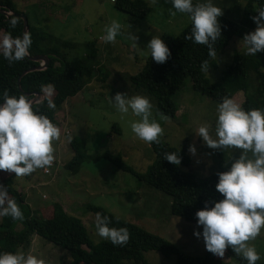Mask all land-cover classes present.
<instances>
[{"label":"rangeland","instance_id":"374dc122","mask_svg":"<svg viewBox=\"0 0 264 264\" xmlns=\"http://www.w3.org/2000/svg\"><path fill=\"white\" fill-rule=\"evenodd\" d=\"M151 11L144 18H135L116 8L113 0H15L18 8L27 11L37 24L55 35L56 38L75 43L69 57H81L86 51V43L95 42L97 68L93 80L84 86L76 96L65 101L55 119L60 128L61 138L53 141L54 161L50 172L45 174L37 169L34 173L15 177L14 186L23 191L25 202L38 215H51L52 202L58 201L70 215L80 217L89 236L95 242L103 240L96 234L95 212L87 204L101 206L116 216L134 223L143 229L170 240L183 253L202 255L204 243L197 239L193 231H201L194 223L188 222L170 212L171 197L139 181L133 174L118 169L115 165L97 156L106 152L120 154L124 162L137 172H144L153 161L154 154L149 144L137 139L131 132L128 121L137 119L129 115L124 120L111 106L109 98L117 92L129 97L142 95L152 104L153 118L161 124L164 132L160 137L178 148H185L191 163L183 170L200 178L210 175L220 162L230 164L239 156V149L213 150L195 135L201 122L210 125L214 135L216 106L218 102L202 96L191 85L187 77L182 88L175 94L178 105L175 118L161 115L155 110L154 100L142 89H136L130 76L137 73L146 60L142 54L144 46L152 35L164 33L178 34L189 23L186 15L169 14V7L160 0L152 5L145 0ZM196 2V0H194ZM247 0H213L221 7L224 16L238 19L242 16V6ZM116 19L122 25V35L115 42L105 43L101 39L104 27ZM128 32L136 36L133 42ZM243 41L234 37L217 54L215 70L208 71V78L218 81L223 70L237 52H245ZM103 78V79H102ZM244 93L238 91L232 99L242 104ZM70 137V140L68 139ZM76 137L84 142L86 157L76 174L65 168L66 162L75 154L71 141ZM196 148L195 155L189 146ZM249 243L254 244L264 261V229ZM42 257L47 264H67L64 252L50 243H44L37 235L29 250ZM151 264H174L175 256L165 257L162 253L149 250L144 253ZM226 260L237 264L231 256ZM119 264H143L130 255H122Z\"/></svg>","mask_w":264,"mask_h":264},{"label":"trees","instance_id":"16d2710c","mask_svg":"<svg viewBox=\"0 0 264 264\" xmlns=\"http://www.w3.org/2000/svg\"><path fill=\"white\" fill-rule=\"evenodd\" d=\"M170 9L168 0H160ZM117 9L128 13L135 18H144L151 11L145 0H113ZM195 3V1H194ZM2 9L16 14L25 13L28 19V33L31 34L32 45L29 56L37 54L47 55L48 66L44 69L25 73L18 77L24 70L39 65L28 56L18 62L9 63L0 56V91L7 89L10 95L24 94L32 99L34 94L41 92L45 84L55 86L51 99L55 109H49L46 102L38 101L34 104L39 112L45 114L54 124L56 113L62 109L65 101L83 90L96 74L97 58L95 42L86 43V51L81 57H69V51L76 44L58 39L52 33L41 28L36 21L31 20L30 14L18 8L15 0H0ZM264 6V0H247L242 6V16L232 19L222 15L219 17L221 25V38L215 45L217 54L234 38L242 39L243 35L254 30L255 24L251 17L256 15L259 7ZM15 18L16 26L13 28L9 20ZM23 20L19 16L5 15L0 12V33H11L13 37L22 36ZM190 22L178 34L164 32L161 39L168 46L171 55L163 64L155 63L149 56L146 57L143 67L130 81L136 89H142L153 100L155 110L161 115L175 118L178 105L173 99L182 88L187 77L191 79L192 88L202 96L219 102L222 97L232 96L238 91L244 93L241 104L245 110L252 108L264 109V52L256 56L237 52L232 61L226 65L221 78L212 81L206 72L201 71V63L207 61L210 70L217 68L216 58L209 57L208 49L192 40L185 39L190 33ZM103 79V78H102ZM75 154L66 162L65 168L71 174H76L86 157L84 142L74 137L71 141ZM154 154L153 161L144 172H137L132 166L126 164L120 154L106 152L104 160L115 165L118 169L130 172L139 181L152 188L162 191L171 197L170 212L188 222L196 224L195 212L204 206L205 201L219 200L222 198L215 191L217 182L216 173L226 171V162H220L210 175L200 178L190 171L183 170L191 163V158L185 148L170 145L160 138L159 144H150ZM179 152L181 163L174 166L163 159L165 152ZM15 174L0 171V184L8 188L10 198H14L22 213V221H14L11 217H4L0 221V251L16 252L22 249L29 250L34 235L44 243H50L64 252L63 257L68 258L67 264H119L122 255H130L143 264L149 263L144 253L155 250L169 258L175 256L174 264H232L226 260L231 256L237 264H247L246 261L236 256L231 249H227L223 258L217 257L205 250L202 255L193 256L181 252L174 243L159 235L153 234L142 227L124 220L107 209L87 204L89 210L108 216L111 220L109 227H126L130 238L124 246H113L109 241L95 242L89 236L88 230L80 217L67 213L58 201H53L52 214L45 216L37 214L25 202L23 191L14 186ZM20 226V227H19ZM256 264H264L258 260Z\"/></svg>","mask_w":264,"mask_h":264},{"label":"clouds","instance_id":"9594fccd","mask_svg":"<svg viewBox=\"0 0 264 264\" xmlns=\"http://www.w3.org/2000/svg\"><path fill=\"white\" fill-rule=\"evenodd\" d=\"M172 8L169 14L181 13L191 24L190 33L185 39L208 49L209 57L217 58L216 42L221 38L219 17L223 12L213 0H168ZM159 0H151L157 5ZM254 30L242 37L247 55L256 56L264 52V6L259 7L251 17ZM14 28L17 20H9ZM122 35L121 23L113 19L103 29L101 39L105 43L115 42ZM128 39L134 42L137 37L128 32ZM32 45L31 34L13 37L11 33H0V56L10 64L23 60L29 55ZM142 54L155 63L163 64L171 52L161 37L152 35L144 46ZM201 71L208 74L209 64L201 63ZM55 86L45 84L41 87L40 102H46L49 109L56 105L51 97ZM111 106L124 120L129 115L137 119L128 121L131 132L146 144H159L163 135L161 124L153 118L152 104L142 95L129 97L117 92L109 98ZM35 101L24 94L10 95L7 89L0 91V171L24 177L37 169L43 171L54 161L53 141L61 138L60 128L45 114L34 108ZM214 135L205 121L199 123L194 132L210 149H239V156L226 165V171L216 173L215 191L222 198L205 201L203 208L195 212L196 225L201 231H193L197 239L203 240L205 250L223 258L227 249L247 264H256L261 259L254 241L264 229V109L245 110L232 98L224 96L216 106ZM70 140V137L68 138ZM189 152L196 153L194 145ZM163 159L174 166L181 163L179 152H165ZM44 173V172H43ZM47 174V173H45ZM11 217L22 221L23 213L14 198H10L8 188L0 184V219ZM108 216L96 214V234L113 246H124L130 234L126 227H109ZM33 240V239H32ZM0 264H47L42 257L31 251L18 249L16 252L0 251Z\"/></svg>","mask_w":264,"mask_h":264},{"label":"water","instance_id":"95a60500","mask_svg":"<svg viewBox=\"0 0 264 264\" xmlns=\"http://www.w3.org/2000/svg\"><path fill=\"white\" fill-rule=\"evenodd\" d=\"M0 12L1 13H4L5 15H14V16H19L22 20H23V29H22V35L24 32H27L28 31V19H27V16L25 13H20V14H16L14 12H10V11H6L4 9L1 8L0 6ZM28 57L33 60V61H39V65L37 66H33V67H30L26 70L23 71V73L18 77V85H19V88L21 89V86H20V78L27 72H31V71H35V70H40V69H44L48 66V63H49V58L47 55H44V54H37V55H34V56H29ZM40 96H41V92H37L34 94V97L31 99V100H34L35 103H37L38 101H40Z\"/></svg>","mask_w":264,"mask_h":264},{"label":"built area","instance_id":"2783aa9c","mask_svg":"<svg viewBox=\"0 0 264 264\" xmlns=\"http://www.w3.org/2000/svg\"><path fill=\"white\" fill-rule=\"evenodd\" d=\"M52 165H53V164H52ZM52 165H51V166H52ZM43 172H44V173H49V172H50V168H49V167L44 168V169H43Z\"/></svg>","mask_w":264,"mask_h":264},{"label":"crops","instance_id":"0c3cea01","mask_svg":"<svg viewBox=\"0 0 264 264\" xmlns=\"http://www.w3.org/2000/svg\"><path fill=\"white\" fill-rule=\"evenodd\" d=\"M76 96V95H75ZM40 172H42L43 173V171H41V169H40ZM0 221H1V219H0ZM20 227V226H19Z\"/></svg>","mask_w":264,"mask_h":264}]
</instances>
